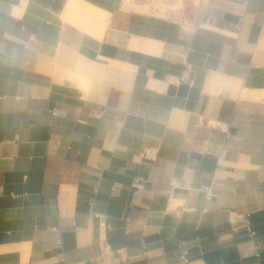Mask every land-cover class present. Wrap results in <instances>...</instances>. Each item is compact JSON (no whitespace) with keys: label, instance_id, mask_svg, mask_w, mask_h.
Wrapping results in <instances>:
<instances>
[{"label":"crops","instance_id":"0c3cea01","mask_svg":"<svg viewBox=\"0 0 264 264\" xmlns=\"http://www.w3.org/2000/svg\"><path fill=\"white\" fill-rule=\"evenodd\" d=\"M76 1L0 0V264H264V0Z\"/></svg>","mask_w":264,"mask_h":264},{"label":"bare ground","instance_id":"6f19581e","mask_svg":"<svg viewBox=\"0 0 264 264\" xmlns=\"http://www.w3.org/2000/svg\"><path fill=\"white\" fill-rule=\"evenodd\" d=\"M127 2L128 0H125L124 3ZM68 5V9H66L61 16L64 24L70 25L74 21L78 20L94 36L96 34L100 36L103 31L102 28H105L108 25L109 20H112L110 19L109 13L105 12L104 10L95 8L94 6L89 5L85 2L72 0V3Z\"/></svg>","mask_w":264,"mask_h":264},{"label":"rangeland","instance_id":"374dc122","mask_svg":"<svg viewBox=\"0 0 264 264\" xmlns=\"http://www.w3.org/2000/svg\"><path fill=\"white\" fill-rule=\"evenodd\" d=\"M145 1L149 6H145L144 8L140 9L139 6L136 5V3H134V0H131V4L127 5L125 9H127L128 11L139 12V11H145L148 8H152L155 12H159L161 16H164V14L170 11V9L181 10L184 6V0H145ZM191 1L193 0H190V2Z\"/></svg>","mask_w":264,"mask_h":264},{"label":"built area","instance_id":"2783aa9c","mask_svg":"<svg viewBox=\"0 0 264 264\" xmlns=\"http://www.w3.org/2000/svg\"><path fill=\"white\" fill-rule=\"evenodd\" d=\"M180 80L183 81L182 78H181ZM248 233H249V236H250V237H254V233H253L251 230L248 229ZM180 259H181L185 264H187V260L185 259L184 255H182Z\"/></svg>","mask_w":264,"mask_h":264}]
</instances>
